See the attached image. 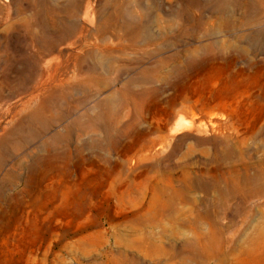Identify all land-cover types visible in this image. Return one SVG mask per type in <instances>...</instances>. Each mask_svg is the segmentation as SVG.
Masks as SVG:
<instances>
[{"label":"rangeland","instance_id":"374dc122","mask_svg":"<svg viewBox=\"0 0 264 264\" xmlns=\"http://www.w3.org/2000/svg\"><path fill=\"white\" fill-rule=\"evenodd\" d=\"M214 225L223 264L264 228V0H0V264H202Z\"/></svg>","mask_w":264,"mask_h":264},{"label":"bare ground","instance_id":"6f19581e","mask_svg":"<svg viewBox=\"0 0 264 264\" xmlns=\"http://www.w3.org/2000/svg\"><path fill=\"white\" fill-rule=\"evenodd\" d=\"M189 122L184 121L183 119H178L174 124V127L171 129V133L175 134L181 130H190ZM186 176V175H185ZM180 182V181H179ZM173 207V206H172ZM167 206L158 212L159 218L155 215L154 218L145 219V218H134L128 221L132 225L144 227H153L155 224L160 222V219L167 217L165 212ZM169 217V216H168ZM170 221H172L170 219ZM175 222H173L174 224ZM133 229H135L133 227ZM215 229V230H214ZM214 229L211 228L210 233L204 239L196 241L194 246L191 248V253L187 254L188 259L200 262L204 264L209 259H214L220 264H223L226 255L232 254L235 252V246L237 239H232V237L227 239H222L217 233L221 232L222 229L218 225H214ZM243 231V230H242ZM165 233L164 229H161V234ZM242 233V232H241ZM148 233H142L143 236L139 242H131L127 244L128 247H135L137 250L143 251L150 258L164 260L160 264H174V260L179 257L180 260H183L180 256L172 255L169 251L170 246H164L161 242H155L151 240L148 236ZM91 243V242H90ZM93 243V242H92ZM88 244V245H92ZM96 243V242H95ZM81 246V245H80ZM79 247V245H78ZM80 248V247H79ZM244 256L243 264H264V228H261L248 242L243 252ZM120 260H115L116 264H138L137 258L134 254H128L125 252H120L118 254ZM185 261V260H184ZM181 262V264L184 263Z\"/></svg>","mask_w":264,"mask_h":264}]
</instances>
